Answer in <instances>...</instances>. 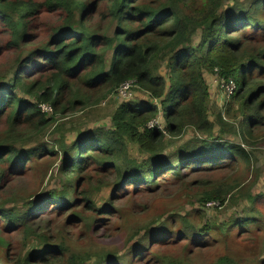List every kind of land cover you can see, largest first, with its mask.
<instances>
[{
	"label": "trees",
	"instance_id": "trees-1",
	"mask_svg": "<svg viewBox=\"0 0 264 264\" xmlns=\"http://www.w3.org/2000/svg\"><path fill=\"white\" fill-rule=\"evenodd\" d=\"M36 1L39 2L0 0V23L9 34V48H20L21 42L31 38L29 31L42 13L60 11L64 15L63 23L53 33L48 45L35 53L48 63L49 68L44 75L38 74L35 79L28 80L21 71H17L18 68H14L10 73L11 79L8 80L7 74L0 79V121L3 117L7 119V130L0 135V164L18 168L31 163L32 158L41 152L51 153L52 149L42 146L18 147L25 136L45 130L51 124V117L42 110L44 106L55 113H68L80 106L99 102V99L93 100V91L104 93L102 98H105L130 82L158 100L160 105L154 102L134 105L133 101H121L111 117L112 128L109 131L84 130L75 136L74 142L68 143L71 145L64 141L55 156L62 158L67 187L40 203L32 202L38 210L36 212L41 211L47 200L62 210L75 205L76 208L82 207L84 213L107 215L114 207L111 201L118 196L116 191L127 186L141 188L143 193L157 191L165 174H171L177 181L185 180L189 173L185 170L209 167L222 159L239 162L242 169L250 170L252 155L244 145L248 142L253 144L259 129L263 128L264 83L257 82L264 78V50L252 51L245 35L253 26L264 27V0H250L243 4L237 0H202V6L197 9L193 5L194 0H107L108 15L116 25L110 37L107 32H100L98 27H90L87 18L92 8L82 0ZM226 2L233 5L222 11ZM239 26L246 28L239 30ZM198 35L199 40L195 43ZM30 63L31 59H28L19 67ZM216 68L221 71L219 75L223 82L237 85L232 100L239 104V112L245 119L237 128L231 126L229 129V124L221 117L217 124L210 118L209 105L213 97L208 74H213ZM162 70L167 72L164 77L160 74ZM159 107L164 112L165 130L171 137H177L187 126H193L208 138H214L217 133H228L229 129V133L243 138L244 143L234 145L219 138L199 141L191 148H181L169 154L165 135L146 128L156 118ZM257 125L261 126L256 129ZM22 127L29 128L25 130ZM128 142L137 143L146 160L138 162L131 159ZM3 154L8 157L4 158ZM88 164L98 170H110V175H115L116 188L108 199L111 200L101 208L97 207L90 192L83 190L78 197H70L81 187V174ZM69 173H73L72 181ZM5 182H2L0 173V191ZM237 182L240 188L242 183ZM236 188L227 181H221L204 191L202 202L205 205L209 202L224 205ZM0 210V218L6 227L9 226L8 230L23 234L27 242L25 255L12 258L9 253L7 261L0 259V264L91 262L92 258L76 255L65 245H48L46 236L39 235L38 229L34 230L29 225V217L34 211L20 216L17 212ZM76 217L83 218L81 223H87L88 219L80 213L76 212ZM183 224L185 228L181 234L187 238L203 236L212 228H218L223 235L231 226L200 228L186 220ZM236 224L242 231L257 222L247 216ZM168 236L163 227H158L148 231L147 238L129 242L128 246L132 245L131 254L140 257L147 250L144 244L161 246ZM151 245L147 251L158 248ZM63 255H67L66 259L62 258ZM105 257V261L100 262L103 257H99L94 264H124V258L118 260L115 255ZM160 263L168 264L164 258ZM215 264L243 262L231 256H221Z\"/></svg>",
	"mask_w": 264,
	"mask_h": 264
},
{
	"label": "rangeland",
	"instance_id": "rangeland-1",
	"mask_svg": "<svg viewBox=\"0 0 264 264\" xmlns=\"http://www.w3.org/2000/svg\"><path fill=\"white\" fill-rule=\"evenodd\" d=\"M237 1L243 4L250 0ZM82 2L92 8L87 18L90 27H98L100 32L104 34L107 32L110 37L116 25H113L108 15V1L82 0ZM230 4L226 2L222 11L233 5ZM193 5L196 9L200 8L202 0H194ZM63 20L64 15L60 11L42 13L34 20V26L29 31L31 38L21 42L20 48H9V34L0 23V79L6 74L8 80L11 79L10 73L14 68H18L17 71H21L28 80L35 79L38 74L44 75L49 68L48 63L35 53L48 45ZM244 27L239 26L237 29ZM261 27L253 26L245 35V40L252 51L264 50V27ZM198 40L199 35L195 43ZM28 59H31L30 64L19 67ZM161 72L162 77L167 75L166 70ZM219 74L221 71L217 68L213 74H208V82L211 84L210 93L213 97L209 105V115L215 124L221 117L229 124V129L231 126L237 128L241 122H245L239 112V104L232 100L237 85L233 82H223ZM262 82L264 83V78L258 79L257 84ZM118 91L119 89L106 95L105 98H102L104 93L93 91V100L99 99V102L86 107L80 106L64 114H60V111L55 113L51 108L44 107L46 111L44 113L51 117V124L45 130L25 136V139L18 143V147L30 149L42 146L52 151L41 152L38 157L32 158L31 163L27 162L18 168H10L7 163L0 164L2 182L6 181L3 190L0 191V209L17 212L20 216L29 214L31 210L34 211L29 217V225L33 226L34 230L38 229L39 235L46 236L48 245H65L76 255L92 258L89 264L97 262L99 257V259L103 257L100 260L103 262L107 255L112 257L115 255L118 260L124 258L122 262L124 264H161V258L166 259L168 264H215L221 256H231L242 261L243 264H264V121L261 124L263 128L259 129L253 144L248 142L244 145L252 155L253 166L250 170L242 169L239 162L222 159L218 164L209 167L185 170L189 171L185 175V180L177 181L171 177V174H165L159 182L157 191L143 193L141 188L130 186L116 191L115 194L118 196L113 197L111 201L114 207L109 209L107 215L95 212L84 213L82 207L76 208L75 205L62 210L47 200L42 204L41 211L36 212L38 210H35L32 202L40 203L46 197L51 198L50 195L60 194L67 187V177H63L62 158L55 156L57 149L64 141L67 145L71 143L81 131H109L112 128L111 117L123 99ZM130 91L134 105L154 102L160 106L158 100L139 90L136 84ZM143 98L147 99L143 100ZM163 115L164 112L160 108L156 119L160 118L163 127L152 130L165 135L166 145L170 147L169 154L181 148H191L199 141L219 138L222 142L234 145L244 143L243 138L229 133V129L228 133L220 135L217 133L214 138H208L193 126H187L181 135L171 137L165 130L166 122L162 120L165 118ZM262 115L264 120V111ZM24 128L26 130L29 127H22ZM6 130L7 119L3 117L0 121V135ZM127 145L131 159L138 162L146 160V155L142 153L137 143L128 142ZM3 157L6 158L8 155L3 154ZM109 171L104 168L98 170L94 165L88 164L81 174V187L70 197H78L84 190L93 194L98 208L103 207L111 200L108 199L116 188L115 175H110ZM69 176L72 181L73 173H69ZM221 181H227L237 188L228 196L224 205H221V202H209L205 205L202 202L204 191ZM237 181L242 183L240 188ZM76 212L85 217L84 219H88L87 223H81L83 218H74ZM247 216H251L257 224H250L241 231L236 223L243 221ZM185 220L200 228L228 224L231 226L229 232L223 235L218 228H212L203 236L187 238L181 234L185 228L183 224ZM8 227L0 218V259L3 262L7 261L6 256L9 253L12 258L26 254L27 242L24 235L8 230ZM158 227H163L169 234L167 240L161 246L144 244L143 247L147 250L150 245L158 248L152 251L146 250L140 257L131 254L132 245L129 247L128 243L143 240L148 231ZM35 241L36 239L33 238V242ZM66 257L67 255L62 256L64 259Z\"/></svg>",
	"mask_w": 264,
	"mask_h": 264
},
{
	"label": "built area",
	"instance_id": "built-area-1",
	"mask_svg": "<svg viewBox=\"0 0 264 264\" xmlns=\"http://www.w3.org/2000/svg\"><path fill=\"white\" fill-rule=\"evenodd\" d=\"M133 86H134V83L133 82H130V83H127L125 85H122L119 88L118 94H119L120 97L123 98V99H121L119 97L122 101H133L134 98H133V95H132V93L130 91V89ZM155 102H157V101H155ZM103 104H105V102ZM156 104L158 105V103H156ZM44 107H42V110H43V112H46V111H44L45 110ZM155 119L152 120V121H150L148 123V125H147L148 130H152V129H162L163 125H162V122H161L160 118L158 117V119H156V120Z\"/></svg>",
	"mask_w": 264,
	"mask_h": 264
},
{
	"label": "crops",
	"instance_id": "crops-1",
	"mask_svg": "<svg viewBox=\"0 0 264 264\" xmlns=\"http://www.w3.org/2000/svg\"><path fill=\"white\" fill-rule=\"evenodd\" d=\"M147 98H143V100H146ZM149 103H152L153 104V102H149Z\"/></svg>",
	"mask_w": 264,
	"mask_h": 264
}]
</instances>
